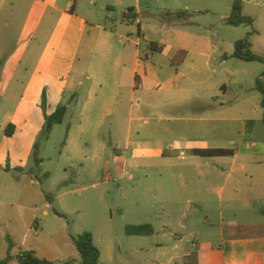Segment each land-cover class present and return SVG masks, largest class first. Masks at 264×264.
<instances>
[{
  "label": "rangeland",
  "instance_id": "374dc122",
  "mask_svg": "<svg viewBox=\"0 0 264 264\" xmlns=\"http://www.w3.org/2000/svg\"><path fill=\"white\" fill-rule=\"evenodd\" d=\"M69 1L79 3V13L108 32L103 31L96 42L88 77L69 105L64 122L54 127L49 138L40 141L43 163L36 171L38 188L53 195V209L65 218H46L40 212L38 230L43 229V233L38 244L53 251L46 239H54L59 248L50 254L51 262L79 260L70 237L90 232L104 264H222L223 229L241 233V180L229 193L223 192L221 175H208L213 159L196 154L188 146L212 147L219 141L220 146L238 153L241 122H211L208 89L183 81L175 87L178 89L169 90L172 81L166 82V77L174 73L169 70L174 69L176 49L182 45L194 49L196 45L185 33L211 38L217 48L207 53L215 57L233 51L235 43L254 29L264 33V23L248 9L243 14L256 19L254 28L232 27L221 20L222 15H231L233 0H215L219 8L215 14L204 10L194 13L195 8L176 0ZM66 2L61 0V5ZM109 5L114 10L106 9ZM130 7L139 10L138 16L129 11ZM53 22L55 45L62 26L57 18ZM140 24L143 36L139 35ZM9 35L11 46L17 40L16 29ZM151 43L166 51L153 53ZM256 49L264 53L258 45ZM136 56L142 61L140 75L149 65L161 76L151 90L136 88ZM213 63L217 67L218 62ZM226 68L246 70L249 77L242 90L231 85L228 97L219 100L228 105L242 102L255 106L260 98L256 80L264 72V64L233 59ZM12 105L0 97V126L6 115L16 110ZM258 128L257 137L264 145V125ZM5 140L0 129V167L4 165L1 159L7 147ZM160 147L166 150L161 155L157 153ZM169 147L176 150L170 151ZM228 160L224 165L228 169L241 164V159L235 164L232 158ZM16 183L12 175L0 172V201L4 202L0 206V228L4 231H0V259L8 253L5 234L18 243L13 237L17 218L8 228L3 227L10 215L19 213L16 205L12 206L19 196ZM147 224L154 230L151 236H132L127 231L131 226ZM19 225L25 229V220L21 219ZM29 236L32 241L33 234Z\"/></svg>",
  "mask_w": 264,
  "mask_h": 264
},
{
  "label": "crops",
  "instance_id": "0c3cea01",
  "mask_svg": "<svg viewBox=\"0 0 264 264\" xmlns=\"http://www.w3.org/2000/svg\"><path fill=\"white\" fill-rule=\"evenodd\" d=\"M176 1L185 3L187 8H195L194 13H201L204 10L215 14L219 10L215 0ZM8 3L9 0H0V16L5 13L0 23V97L4 103L13 104L16 110L8 113L4 125L0 126L4 135L9 124L15 127L11 136L5 135L8 141L5 140L7 147L1 159L4 165H1L0 172L12 175L20 188L14 187L19 196L17 202L12 205H16L19 213L17 215V212H14L10 215L9 220L3 223V227L11 226L16 218L19 224L20 220L24 219L26 228L18 224L14 230L13 237L15 236L18 241L15 243L14 251L17 252L14 255H17L19 249L34 251L38 257L49 261L50 254L59 247L52 237L46 240L52 244L53 251H46L38 244L43 233V229L38 230L39 213L42 212L46 218L56 215L52 212V205L46 200V193L38 188L37 180L26 173L17 172V169L27 168L34 144L43 130L45 124L43 96L47 101L48 115L53 114L61 104L68 103L69 110V105L79 96V91L88 77L91 55L95 51L96 42L101 38L103 31H108L106 27L95 23L88 16L81 15L77 2L73 4L72 1L67 0L65 6L61 5V0H12L10 4ZM93 4L95 5L96 2ZM106 9L112 11L114 7L109 5ZM247 9L250 14H257L262 24L264 23V0H245L243 11ZM129 11L136 16L139 14L136 7H130ZM54 18H57L59 25L62 26L55 45L52 38ZM228 18L229 15L220 17L223 21ZM253 19L252 28L257 25L256 19ZM124 24H128V21L125 20ZM12 29H16L17 40L9 46L7 38ZM252 32L253 35L250 37L252 51L264 58V53L256 49V45L264 49V33L255 29ZM139 35L143 36L142 24ZM185 36L191 41L194 40L196 45L194 49L184 45L176 49L174 56L180 51H185L187 56L181 65H174V69L169 70L174 72L166 77V82L172 81L169 90L178 89L175 87L183 81L192 82L196 87L205 86L208 89L209 99H212L207 104L209 120L216 123L239 121L243 129L241 150L238 153L232 151L231 156L211 157L216 163L210 162L211 171L208 174L221 175L224 184L222 190L228 193L230 188L236 183L239 184L241 180V233L223 229L221 262L222 264H264V145H260L256 134L264 118L261 96L255 106L242 102L241 105H228L220 101V98L228 97L231 85H238L242 90L249 77L246 70L231 71L226 68V64L233 60L231 56L235 45L233 51L213 57L211 53H207L210 48H217L211 44V38L189 33H185ZM253 37L255 39L252 41ZM164 51H166L165 47L159 53ZM189 59L192 60L188 66ZM146 61H150L149 55H146ZM141 62V58L137 57L133 70L136 88L141 91L151 90L155 80L158 83V78L161 76L149 65L145 66L140 75L138 69ZM213 62H218L217 67ZM187 73L191 77H188ZM260 78L261 76L258 77ZM250 122H253V125H249ZM262 141L264 142V139ZM219 144L222 143L216 141L212 147L208 144H190L188 149L194 152L227 150ZM169 150L175 151L176 147H169ZM165 151L164 147H160L157 153L161 155ZM228 158L233 159V164L241 159V164L237 168L232 165L231 169H228L224 167L228 164ZM6 168L10 171H6ZM1 187L3 184H0ZM3 204L4 202L0 201V206ZM246 219H252L257 223L246 222ZM0 231L4 232L2 228ZM30 234H33L32 241H29ZM6 236L5 234L4 237ZM70 242L72 243V240ZM178 247L176 245L174 248ZM75 251V254L78 253L76 248ZM56 263L67 264L66 261H56ZM10 264L17 263L13 261Z\"/></svg>",
  "mask_w": 264,
  "mask_h": 264
},
{
  "label": "trees",
  "instance_id": "16d2710c",
  "mask_svg": "<svg viewBox=\"0 0 264 264\" xmlns=\"http://www.w3.org/2000/svg\"><path fill=\"white\" fill-rule=\"evenodd\" d=\"M244 2L245 0H233L232 12L229 18L227 19V23L230 26L253 27L254 19L243 14ZM252 35L253 32L249 33L246 38L239 40L235 43V50L231 58L241 60L247 63L264 64V58L260 55L255 54L252 51V43L250 39ZM149 48L153 53H159L163 51V46L155 43H151ZM186 56L187 53L185 51L178 52L173 60V64L181 65L186 59ZM256 89L260 93L261 107L264 111V72L262 73L261 78L258 79L256 83ZM46 106L47 101L45 96H43L42 108L45 115V124L43 130L34 144L29 165L27 166V168L17 169V172L26 173L38 181H40V178L38 177L36 171L38 170V168H40L41 164L43 163V159L39 157L40 141L42 139L49 138L54 127L57 125H61L64 122L65 116L68 111L67 105L61 104L53 114L48 115L46 111ZM249 125H253V122H250ZM14 129L15 127L12 124H9L5 130V135L11 136ZM195 153L207 157L231 156L233 154V152L230 150H196ZM6 171H10L9 168H6ZM45 177H47V175H45ZM70 182L72 181L70 180ZM45 197L47 202L53 205L55 200L53 195L46 193ZM53 212L56 216L60 218H65L62 214L58 213L54 209ZM127 231L129 235L132 236H151L154 230L151 225L147 224L140 226H131L127 229ZM5 239L8 246V253L5 258L0 259V264H10L13 261L18 262L19 264H56L55 262H51L38 257L34 251L19 249L17 255H14L13 251L16 248L15 242L9 235H7ZM71 240L79 254V260H71L67 262V264H104L101 261V251L95 245L94 236L92 233L85 232L76 236L71 235Z\"/></svg>",
  "mask_w": 264,
  "mask_h": 264
}]
</instances>
